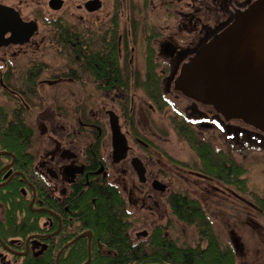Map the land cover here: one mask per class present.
<instances>
[{
  "label": "flooded vegetation",
  "instance_id": "flooded-vegetation-1",
  "mask_svg": "<svg viewBox=\"0 0 264 264\" xmlns=\"http://www.w3.org/2000/svg\"><path fill=\"white\" fill-rule=\"evenodd\" d=\"M62 1L56 9L55 0H0L1 7L21 19L13 31L0 27V264H29L49 253L60 264L62 257L81 250L88 254L84 264L90 253L88 264H108L116 246L101 242L90 228L93 212L104 199L109 209L116 198L124 225L122 239L131 247L152 236L162 218L157 214L160 198L166 195L168 204L175 194L174 168L169 164L176 165L168 152L159 151L163 149L155 139L173 133L181 137L179 127L199 136L195 127L215 129L223 119L216 111L210 117L201 113L197 107H212L185 97L175 89V80L190 58L255 0H219L211 9L214 26L200 32L203 46L194 54L189 46L179 50L175 43L160 44V54L171 60L170 76L165 71V80L161 78V99L147 94L143 85L149 48L159 64L157 75L162 77L155 49L158 38L151 35L144 40L143 73L135 55L137 40L127 34L126 20L121 26L120 20L110 16L96 18L104 9L103 0L97 11L86 8L91 0H81L77 12L70 14L72 21L61 16L54 19L50 12L63 11L66 2ZM119 2L126 4V0ZM28 9L36 15L25 16ZM79 11L90 21L81 19ZM180 16L184 21L192 17L184 11ZM83 22H88V31L80 29ZM26 23H35L36 30L24 41L30 29ZM42 32L49 35L38 40ZM55 59L65 63L56 66ZM174 93L193 107L175 102ZM159 183L166 186L165 191ZM144 222L151 231L145 230ZM167 230L165 236L173 240ZM69 263L75 264L72 259Z\"/></svg>",
  "mask_w": 264,
  "mask_h": 264
},
{
  "label": "rangeland",
  "instance_id": "rangeland-1",
  "mask_svg": "<svg viewBox=\"0 0 264 264\" xmlns=\"http://www.w3.org/2000/svg\"><path fill=\"white\" fill-rule=\"evenodd\" d=\"M115 1L117 5L114 4ZM145 1L126 0V4H120L119 0H103L104 9L96 18L103 19V17L107 18L110 16L109 18L113 21L120 20L121 26L126 20L125 30L128 28L127 34H130V38L133 37L135 41L137 40L135 55L138 61L137 66L140 69L142 68L143 73L145 72L144 40L150 38L152 34L151 28L157 31L160 35H154V39L158 38L155 49L159 57L157 60L161 63L158 74L162 76L166 71L167 76H170L168 75V69H170L168 65L171 60L164 58L160 54V44L165 42L175 43L179 50L180 46H189L188 49L192 50L191 54H194L199 46H203L199 36L200 32L214 26L216 17L213 16L211 9L216 8L219 0H147V4H145ZM65 2L63 11L58 13L50 12L51 15L48 14L52 17L54 16V19L57 16H61L72 21L70 14L76 11V4L81 2V0H65ZM188 2L189 5H187ZM193 6L200 9V12L197 13ZM66 9L69 11L65 13ZM183 11L191 14L190 20L184 21L181 18L180 14ZM23 13L28 17L36 15V12L30 9L24 10ZM79 14L81 19L90 21L91 18L89 19L86 13L79 11ZM220 14L222 15V12ZM88 22H83L80 29L88 31ZM130 27L132 32H130ZM43 35L49 34L42 32L37 39H42ZM139 42L142 45L140 51ZM57 60L55 59L53 62L56 66L65 63V61L57 62ZM161 78L162 81L165 80L163 76ZM140 82L138 80V83ZM142 92L141 94L146 97L144 90ZM145 92L148 94L146 90ZM78 94L81 97V91L78 90ZM171 96L175 102L185 107H188V105L189 108L193 107V103L183 100L178 94L174 93ZM197 108L201 113L208 115V117H210L211 112L215 114V110L212 108H210L211 110ZM163 115H159L158 118L162 120ZM191 118L194 119L193 117ZM218 124L220 126L216 125L215 129L210 130L199 131L195 127L199 133L198 137L214 146L217 150L230 153L233 160L247 170V173L242 177L247 179L246 192L241 191L234 185H228L203 175L190 167L180 166L184 163H199V159L190 144L177 133H173L169 138L163 137L160 140L155 139V141L160 145L159 148L162 147L163 149L158 148L159 151L168 152L169 158L176 164L174 166L169 164V166L174 168L173 192L185 193L200 202L212 221L215 232L221 242L226 245L229 244L235 249L237 264H264V213L260 212L256 203L257 198H264V145L253 143L255 141L250 140L253 138L251 134H247L244 137V141L237 136L230 138L231 133L226 128L233 127L235 133L239 132L237 130L239 127L246 129L243 122L239 120L226 121L223 118L222 122ZM165 198L166 195L160 198L161 208L158 213L156 212L158 216H162V218L159 217L158 224L166 226L168 220L169 222L171 220L168 230L166 229L170 239L178 240L184 245L196 246L199 242L197 229L195 226L185 225L172 216ZM154 220L151 219V221ZM144 226L145 230L151 231L149 223L144 222ZM205 245L206 243L203 242V246Z\"/></svg>",
  "mask_w": 264,
  "mask_h": 264
},
{
  "label": "trees",
  "instance_id": "trees-1",
  "mask_svg": "<svg viewBox=\"0 0 264 264\" xmlns=\"http://www.w3.org/2000/svg\"><path fill=\"white\" fill-rule=\"evenodd\" d=\"M147 2L146 0L145 4ZM135 30L137 31V29ZM151 33L152 36L160 35L152 28ZM158 67L159 64L153 51L149 48L147 57L148 74L143 85L149 95H158L156 99H161V77L156 72ZM127 81H129V77ZM244 126L246 129L239 127L237 128L239 132L236 133L231 132L234 130L233 127L226 128V130L231 133L230 138L237 136L244 141V137L251 134L253 138L250 140L255 141L253 143L264 145V133L248 125L244 124ZM223 128L225 129L224 126ZM179 129V134L190 144L199 159V163H184L182 166L190 167L222 183L234 185L243 192L247 191V179L242 178L247 170L237 164L230 153L217 150L211 144L202 141L188 128L179 127ZM113 200L115 202L113 204L110 201L112 207H109V209L103 204L106 201L105 199L97 204L94 212L92 205L89 204L88 208L93 212V223L90 228L95 231L96 238L101 242L116 246L115 257H110L108 264H236L235 249L229 244L226 245L221 242L212 221L197 199L185 193H175L168 198L173 216L185 225L195 226L197 229L199 242L194 247L184 245L178 240H168L165 236L167 227L162 225L155 227L152 236L147 241L142 242L137 247H131L122 239L120 228L124 225L118 217V206L115 204L117 200L116 198ZM256 203L260 212L264 213V198H257ZM203 242L206 243L205 246H203ZM96 256L97 252L93 251V258L95 259ZM87 258V251L81 250L79 254L73 253L66 258L62 257L60 264H70L71 259L75 264H84ZM29 264H56V257L54 253H49L41 260H31Z\"/></svg>",
  "mask_w": 264,
  "mask_h": 264
},
{
  "label": "water",
  "instance_id": "water-1",
  "mask_svg": "<svg viewBox=\"0 0 264 264\" xmlns=\"http://www.w3.org/2000/svg\"><path fill=\"white\" fill-rule=\"evenodd\" d=\"M55 1L56 9H60L63 1ZM101 7V0L86 4L91 11ZM13 17L17 19L12 10L0 6V27H11L13 31L21 25L19 15L17 20ZM25 26L30 29L24 41L36 30L35 23ZM175 89L211 106L226 121L239 120L264 133V0H255L238 12L233 23L190 58L175 80ZM161 186L165 191L166 186ZM90 259L91 253L86 264Z\"/></svg>",
  "mask_w": 264,
  "mask_h": 264
}]
</instances>
